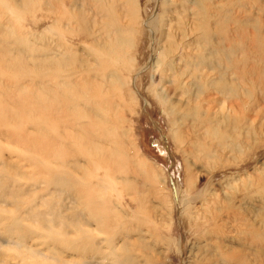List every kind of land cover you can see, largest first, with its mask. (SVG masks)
<instances>
[{
    "label": "rangeland",
    "instance_id": "374dc122",
    "mask_svg": "<svg viewBox=\"0 0 264 264\" xmlns=\"http://www.w3.org/2000/svg\"><path fill=\"white\" fill-rule=\"evenodd\" d=\"M72 1L29 0L24 3L23 0H0V27L4 26L7 31V28L12 29L14 31L12 38L26 34L27 42H32L31 37L33 39L36 33H42L44 39L47 38L49 41L52 37L57 38L59 35L56 33L51 36L50 29L61 26L52 22L54 17L68 9L72 21L69 26L75 34L71 37L64 34L62 40L67 39L64 44L78 46V54L89 59V63L101 56L106 57L96 47L87 49L90 39L82 37L84 31L81 30L80 23L75 22L73 18L81 14L83 10L86 15L90 14L91 8L77 6L75 3L70 6ZM52 2L58 3L55 14L46 6ZM136 2L138 18L133 24L128 23L125 27L130 32L128 34L130 45L122 48L125 53L124 58L110 67L121 80L115 84L113 95L111 94L113 90L108 91L113 98L119 99L120 105H116L117 107L111 111L116 115L115 120L110 123L105 122L106 127L111 124L112 128L114 127L117 135L116 142H108L104 140L106 137L103 139L100 136L101 139H99L94 135H90V138H88L89 135L88 137L80 135L82 139H79L80 136L66 138V142L64 139L61 142H52V136L57 135L55 128L64 129L67 133L72 131L70 125L69 127L67 125L71 122H66L69 120L67 119L68 111L66 107L60 110L61 108L57 107L60 102L49 96L48 92L38 91L33 81H40L43 83L42 87H47L45 81L48 78L53 75L56 79H62L63 74L43 71V75L34 76L31 73L32 67L25 68L16 63V60H19L17 46L13 45L14 48L11 46L12 49H7L10 50L7 53L0 51V173L5 175L0 178V214L24 217L23 226L34 231L31 232L33 239L27 238L26 245L38 250L45 249V253L49 256L48 260L39 256L32 258L24 252L23 248L14 246L5 248L0 245V264H21L22 261V264H48L49 262L65 264L66 261L67 264H85L86 262L96 264V261L111 264L109 261L121 259L131 261L130 264H237V261H227L223 257L225 250L245 253L246 264H264V245L257 251L255 247L246 244L244 235H241L242 229L239 227L241 218L254 222L255 214L258 210L262 211L260 209L262 201L255 193L258 190L254 191L255 186L260 189L262 185L260 183L256 185V183L251 186V184L257 174L264 173V128L260 141L254 147L246 149L238 160L226 159L224 155L211 158L199 153V148L189 142L196 136V132L185 127H181L179 131L184 135L186 143L179 144L173 140L170 129L175 130L176 125L173 122L181 116L183 111L181 107L184 106L187 96L179 95V88L178 95L175 94L174 88L177 82H172L169 72L162 75L163 83L161 84L159 65L157 63L154 65L153 62L158 57L157 32L162 21L170 19V23L178 27V33L181 32L179 30L180 6L183 5V1L136 0ZM177 11L178 16H176ZM107 13L110 14V12ZM166 14L169 17H166ZM120 22L127 24L125 19ZM144 23L150 24L145 27ZM4 39L10 41L5 36ZM150 39H152L151 42ZM2 44L0 43V46ZM171 56L172 54H169L164 62ZM7 58H14L15 65L5 66L3 63ZM126 64L129 66V71L126 69ZM179 66L178 63V68ZM179 78L178 87H185L189 83V80L183 76ZM25 85L27 87L22 88ZM186 89L193 90V87L188 86ZM204 95H199L198 100L192 101V105L202 104L201 100L207 98ZM35 103L43 106L38 107ZM52 107L55 108L54 111ZM57 116L59 120L56 119ZM9 117L12 118L7 122ZM10 120H12L11 124ZM73 120L77 121L75 118ZM62 122L66 123H63L65 127L62 124L60 126ZM179 123L180 120H178ZM38 126L40 127L37 128ZM77 128L73 129L74 133H77ZM117 133L123 134L119 136ZM89 139L93 142H90L93 149L89 148L87 152L84 148L86 143H89ZM73 140L79 145L72 147ZM204 140L208 142L207 138ZM83 141H86L85 144ZM96 141L101 143L98 142V144ZM69 143L73 145L70 146ZM116 143L119 145L117 146ZM50 147L57 150L54 152ZM65 147L70 148L73 155L67 157V160L63 156H57L58 158L54 159L52 152L68 150ZM112 148L118 150H115L117 152L115 156ZM185 148L187 149L183 153ZM38 150L41 154L36 153ZM50 155L53 158H50ZM37 161L42 164L39 162L35 164ZM72 161L76 162L77 166L71 163ZM71 164L76 168L73 169ZM48 171L67 173L72 177L74 175V178L71 177L66 185L71 186L74 181L76 184L79 182L78 190H83L82 193L85 192L86 198L88 196L95 202H104V206L108 208L106 211L109 210L106 213L114 217L117 225L111 226L106 231H99L89 217L92 209L85 205L84 199L81 198L84 203L82 206L81 200H79L80 204L74 199V203L72 200L64 201L70 207L66 211L68 215L78 212L85 217L82 219L87 218V222L82 223L83 227H80V230L75 229L77 226L70 225L69 228L63 229L36 228L32 223L33 220L29 219L32 213L35 212L48 221L49 206L42 203H47L45 201H48L46 200L50 195L48 193L54 187L66 186L50 183ZM39 179L42 183L37 181ZM177 181L181 186L182 200L180 193L177 194ZM13 187L18 189H12ZM161 189L167 195L163 199L158 197ZM3 190L9 191L6 192L7 195L3 194L5 192ZM54 197L50 195L49 202L63 199V196ZM19 199L22 202H19L21 201ZM14 201L19 203L16 202L18 203L16 204ZM35 203L39 208H36ZM31 206L35 208V211H32ZM29 207L31 209H28ZM55 238L60 239V242H55L56 245L50 242ZM0 239H4L1 234ZM47 241L50 245L45 248L46 244L43 243H48ZM38 243L42 244L38 246ZM113 244L114 249H112ZM111 251L114 253L113 256L110 254ZM255 252L258 253L257 256Z\"/></svg>",
    "mask_w": 264,
    "mask_h": 264
},
{
    "label": "bare ground",
    "instance_id": "6f19581e",
    "mask_svg": "<svg viewBox=\"0 0 264 264\" xmlns=\"http://www.w3.org/2000/svg\"><path fill=\"white\" fill-rule=\"evenodd\" d=\"M23 1L25 3L29 0ZM155 1L156 0H154V2ZM182 1L183 5L180 6L181 26L179 29L181 32L178 33V27L172 25L170 23V19H165L162 21L160 29L157 32V39L159 42V47L157 50L158 57L157 60L154 62L152 61L154 65L155 63L159 65L158 73L159 76H161L160 83H163L162 75L169 72L172 82H177V85L174 88L175 94L178 95L179 88V95L187 96L184 106L181 107L183 109L181 116L179 119H177V121L173 122V124L176 125L175 130L170 129L172 134L171 137L179 144H185L186 142L184 140V135L180 133L181 131H179V129L181 127H185L186 129L194 130L196 132V136H194L193 139H190L189 142L190 144L199 148V153L205 154L207 157L211 158L221 157L224 155L226 156V159L234 158L235 160H238L246 149L254 147L260 141L259 138L261 137L262 129L264 128V0ZM74 3L77 6H89L91 8V13L88 15H86L83 10L81 14L79 13L77 16H73L75 22L77 21L80 23V27L82 28L81 30L84 31L82 33V37L90 39L87 49L96 47L97 50L103 53L106 57L101 56L94 62L89 63V59L87 60L85 59L86 57L84 58L83 55L82 57L78 54V46L64 44V41L67 40L66 38V40H62V36L64 34H67L69 37L75 34V32L71 31L72 27L69 26V23L72 21L70 17L71 15L69 16L68 14V9L66 11L64 10L61 15H56L54 17L52 22L61 26L50 29L49 32L51 36L56 33L59 35L57 38L52 37L49 41L47 38L46 40L44 39L45 37L42 35V33H36L33 39L31 37L32 42H27L28 39L25 38L26 34L12 38L14 31L12 29L9 30V28H7V31L5 30L4 26H1L0 43L3 44L0 46V51H3L1 53H7L10 51L7 49H9L11 46H17L19 49V60H16V63H19L20 66L25 68L28 66L32 67L33 69L30 70L34 76L41 74L43 75L45 71L63 74V77H61L62 79H56V77L53 75V78H46L47 80L45 79V82L47 83V87H42L43 83L40 81H33V84L35 83L36 87L39 89L38 91L43 90L46 93L48 92V94H50L49 96H52L54 100L56 99V101L60 102V104L57 106L58 108H61L60 110H62L63 107H66L68 111L69 116H67V119L69 120L66 122H71L67 125L68 127L70 125L72 131L67 133L64 131V129L60 130V128H55V133H57V135L56 137L52 136V142H61V140H65L66 138H79L80 135H85L87 137L89 135L88 138H90V135H94L99 139H101L100 136H102L103 139L106 137L104 140H107L108 142H116L117 135L114 127L112 128V124L106 127L105 122L110 123L111 121L113 122L115 120L116 115L111 113V111L114 109V107H117L120 104L119 99L113 98L112 93L114 92L115 84L121 80L115 71L110 69V67L114 66L117 61L124 58L125 53L122 48H127L128 45H130V40L128 38V34H130V32L128 29H125V27L128 25V23L129 25H131V23L133 24L138 18L137 2L136 0H73L70 3V6H72L71 4ZM46 6L51 9L53 14L57 12V2H52L50 4L48 3ZM107 12H110V14ZM178 13L179 12L177 11L176 16H178ZM166 15V17H169L168 14ZM123 19H125L127 24L120 22ZM148 24L144 23V26L147 27ZM4 36L10 39V41L4 39ZM152 39H150V42ZM24 41L25 44H23ZM70 41L71 40H69V42ZM150 42L149 44H151ZM169 54H172L171 58L164 62V59L168 57ZM14 60V58H7L4 60L3 64L5 66H9L11 64L15 65ZM149 60L150 55L148 56V61ZM178 63L180 64V68H178ZM126 69L127 71L130 70L127 64ZM48 76L51 75L48 74ZM182 76L188 79L189 83H187L185 87H178V80L180 79L179 77ZM188 86H192L193 90H187L186 88H188ZM26 87L27 85H25V87L23 86L22 88ZM111 90H113L111 92L112 95L108 94V91ZM201 94H205L207 98L205 97L202 99V104L199 106L192 105V101L195 99L198 100V97ZM46 97L48 98V96ZM35 104H37L38 107L43 106L40 103ZM52 110L54 111L55 108L52 107ZM12 117H9L7 122H9V119ZM64 117L65 116L63 115V118ZM74 118L77 119V121L73 120ZM56 119H58V116ZM178 120H180L179 124ZM11 123L12 120H10V124ZM63 123L64 122L60 123V126L63 125L65 127L64 124L66 123ZM103 124L105 125L103 126ZM76 125L78 128L75 127ZM39 127L40 126L37 128ZM75 128L78 130L76 131L77 133L73 132V129L75 130ZM80 137L81 138L79 139H82V136ZM88 138H84V140L87 141ZM205 138L208 139V142H205ZM74 140L73 143L76 141ZM91 140H93V137H91ZM85 142L83 144H85ZM90 142L91 141L89 139V143H86L87 145H85L84 148V150L87 152H89V148L93 149L91 144L93 142ZM98 142L96 141V143ZM119 144L121 145V142ZM119 144H117V146ZM71 145L73 144L71 143L70 146ZM75 145L79 144L74 143L72 147ZM65 149L68 150L54 153L57 149L51 148V150L54 151L52 152L54 159H57V156H63L67 160V157L69 158V156L73 155V151L71 152V150H69L70 148L65 147ZM186 149L187 148H185L182 152L184 153ZM73 150L75 151V148ZM101 150L103 149L101 148ZM115 150L117 149L113 150V153H115L114 156L117 153ZM120 150L121 148L119 151ZM36 153L39 154L40 150H38ZM53 157L51 156L50 158ZM39 161H37L35 164H38ZM73 161L71 163L75 164L76 162L74 163ZM76 166L72 165V167H74L73 169H75ZM48 173L50 175V177L48 176L49 182L52 184L54 183L56 186L58 183L66 185V182L72 177L67 173L57 171H52V173L48 171ZM36 175H33V177L35 176L36 178L38 176ZM4 176L5 175H1L0 173V178ZM155 177H157L156 174ZM72 178H74V175ZM37 181L40 182V179ZM74 182L73 185L71 183V186L66 185L60 186L58 188L54 187L51 192L48 193L50 195H54V198H57L56 195L63 196V199L49 202V199L51 200L49 195V198L46 199L48 201H45L47 203H42L48 204L49 206H47L49 210L46 208L49 213L48 215H50V218L47 219L48 221L44 220V218L40 216L43 220L42 221L35 212L32 213L29 219L33 220L32 223L36 226V228L50 230L52 228L58 227L55 229H63L64 227L69 228L68 226L70 225L77 226L75 229L80 230V227H83L82 223H84L87 218L84 220L85 217H82L83 214L78 212H73L69 215L66 213L67 209L70 207H68L66 205L68 203L65 204L64 201L72 200V203H74L73 199L79 204V200L82 202V199H84L83 202H85V205H88L92 209L90 216H88L92 221H94L95 226L96 228L98 227L97 229L99 231H106L111 226L114 227L115 224L117 225L114 217L110 215V213H106L109 210L106 211L107 207L104 206V202H95L93 199H90L91 197L89 198L88 196L87 198L89 199H87L84 196L85 192L82 193L83 190H78L77 188V184L79 182L77 184ZM259 183L262 185V187L257 189L255 186L254 191L258 190L255 193L256 196L262 201V206L260 208L262 211L259 212L258 210V212L255 214L254 222H251L245 218H241L242 222L239 226L242 229L241 235H244L246 244L251 247H255L257 251L264 245V173L260 172L257 174L251 186H254L255 184L258 185ZM176 186L177 194L180 193V198L182 200V190L181 186L178 184V181L176 182ZM80 187L82 189V186ZM15 188L13 187L12 189ZM18 188H20V186ZM6 192L9 191L6 190L3 192V194H6ZM15 192H17V190ZM160 192L158 195L159 198L163 199V197L165 198L167 196L163 189H161ZM3 194H1V196ZM14 195H16V193H14ZM22 195L23 194L21 193V197ZM8 197H10V195ZM41 197L44 196L41 195ZM41 197L40 199H42ZM40 201H38V204ZM19 202H22V200ZM83 202L81 203V206L84 204ZM70 204L71 201L69 206ZM74 207L76 208V206ZM31 208L29 207L28 209ZM36 208H39V206L37 205ZM34 209L35 208H32V211ZM24 219V217L17 218L15 214H0V234L4 237V239H0V245L5 248L10 246L21 249L23 248L24 252L29 255V257L38 258L39 256L44 260H48L49 256L45 253V249L38 250L36 248H32L30 245H26L27 238L33 239L31 232L34 231H32L33 229L30 230L23 226L22 222ZM34 237L36 238V235ZM39 237L41 236L39 235ZM59 240L60 239L55 238L50 242L58 243L60 242ZM57 243H55V245ZM39 244L42 243H38V246ZM43 244H46L45 248H48V245H50L49 242ZM84 248H82V250ZM112 249H114V244ZM83 251H85V249ZM78 253L80 252L78 251ZM112 253H110L111 256L114 255V253ZM222 255L227 261H237V264H246V255L243 252H231L230 250H225ZM255 255L257 256L258 253L255 252ZM96 262V264H103V261ZM109 262L111 264H125L127 262L128 264L131 263V261L129 262L124 259L117 261L113 260ZM52 263L54 262H49L48 264ZM65 264H67V261ZM85 264L90 263L86 262Z\"/></svg>",
    "mask_w": 264,
    "mask_h": 264
}]
</instances>
